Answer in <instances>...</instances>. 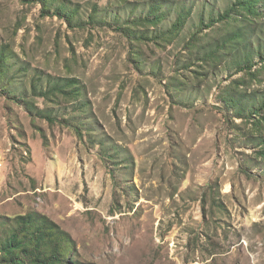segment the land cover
<instances>
[{"label": "rangeland", "instance_id": "obj_1", "mask_svg": "<svg viewBox=\"0 0 264 264\" xmlns=\"http://www.w3.org/2000/svg\"><path fill=\"white\" fill-rule=\"evenodd\" d=\"M233 2L0 0V221L85 264H264V13Z\"/></svg>", "mask_w": 264, "mask_h": 264}, {"label": "trees", "instance_id": "obj_2", "mask_svg": "<svg viewBox=\"0 0 264 264\" xmlns=\"http://www.w3.org/2000/svg\"><path fill=\"white\" fill-rule=\"evenodd\" d=\"M39 1L44 6L42 15L45 16L47 0ZM263 10L264 0H234L229 8L219 14L218 19L227 26L241 21L254 22L255 18L264 13ZM64 11L65 8L60 7L57 14L63 15L70 22L73 14L68 11L62 14ZM151 12L153 15L158 14L157 5L152 6ZM156 20L158 23V18ZM186 20L187 14H180L167 34L178 33ZM211 21L214 22L213 18ZM138 23L151 24L149 20H140ZM241 37L236 31L230 36L231 41H237ZM225 42L227 43L226 39ZM61 87L64 89L65 84ZM12 221L10 229L5 220L0 221V264H85L73 257L74 242L71 235L49 216L32 211L17 215Z\"/></svg>", "mask_w": 264, "mask_h": 264}]
</instances>
